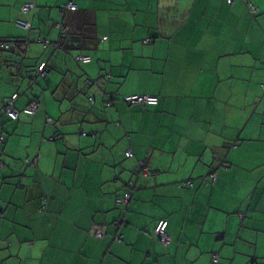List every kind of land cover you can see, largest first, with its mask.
Instances as JSON below:
<instances>
[{
    "label": "crops",
    "instance_id": "0c3cea01",
    "mask_svg": "<svg viewBox=\"0 0 264 264\" xmlns=\"http://www.w3.org/2000/svg\"><path fill=\"white\" fill-rule=\"evenodd\" d=\"M66 1L0 0V264H264V0Z\"/></svg>",
    "mask_w": 264,
    "mask_h": 264
},
{
    "label": "built area",
    "instance_id": "2783aa9c",
    "mask_svg": "<svg viewBox=\"0 0 264 264\" xmlns=\"http://www.w3.org/2000/svg\"><path fill=\"white\" fill-rule=\"evenodd\" d=\"M232 0H229L231 2ZM33 5L31 4H25L23 6V11H28ZM67 8L69 9H74L75 6L72 2H69L67 5ZM256 9V8H255ZM257 11V9H256ZM17 25L23 29H29L30 24L27 22H24L23 20H18ZM0 46L3 48H8L9 45L6 43V41H2L0 43ZM82 62L88 63L91 60L90 56H81L78 57ZM38 70L40 74L43 76L46 74L45 70V65L42 64L41 66L38 67ZM17 97V94H14L12 99L9 101L8 108H7V113L12 117V118H17L18 111L14 108L13 106V100ZM93 99V98H90ZM123 100L131 105H155L158 103V98L152 95H141V94H130L126 95L123 97ZM110 105V104H109ZM38 108V105L36 102H33L31 107L26 109L25 112L27 113H33L36 109ZM131 152H127V156H131ZM144 170L147 172L148 168H144ZM211 178H215V174H211ZM130 195L126 194L123 199H119V202H125L127 199H129ZM167 227H168V220L167 219H160L155 227L154 233L157 236L158 239H160L164 243L170 242V236L167 232Z\"/></svg>",
    "mask_w": 264,
    "mask_h": 264
},
{
    "label": "trees",
    "instance_id": "16d2710c",
    "mask_svg": "<svg viewBox=\"0 0 264 264\" xmlns=\"http://www.w3.org/2000/svg\"><path fill=\"white\" fill-rule=\"evenodd\" d=\"M71 1H73L74 2V0H71ZM67 2V1H66ZM28 4V3H27ZM74 4H75V8L74 9H66V8H64V9H62V12H63V14L64 13H66L67 11H75V10H77L78 9V5L74 2ZM65 5V4H64ZM63 5V6H64ZM35 5H33L32 7H34ZM63 6H62V8H63ZM31 7V8H32ZM23 8V7H22ZM30 8V9H31ZM29 9V10H30ZM23 10V9H22ZM28 10V11H29ZM25 12H27V11H25ZM18 20H23V19H18ZM18 20H16V25H17V22H18ZM24 22H28L29 24H30V28L29 29H24V30H30L31 29V27H32V24H31V22L30 21H28V20H23ZM18 26V25H17ZM19 27V26H18ZM59 27L61 28V30L63 31V32H65V31H67L66 29H68V26L67 25H65V24H62V23H60L59 24ZM21 28V27H20ZM23 29V28H22ZM2 41H6V43L9 45V47L8 48H3V47H1L0 46V49H2V50H6V51H11V50H14V49H16L17 47H20L22 44H24V43H27L28 41H25V40H23V41H20V40H18V39H0V43L2 42ZM38 42L45 48V49H48L49 47H51L52 45H54V43H52L49 39H46V38H43V37H39V39H38ZM147 42V41H146ZM81 56H90V55H78V56H76V60L78 59V57H81ZM91 57V56H90ZM92 60H93V58L91 57V60H90V62H92ZM90 62H88V63H90ZM80 63H84V62H82L81 60H80ZM42 64H44L45 65V70L47 71V69H48V63H47V61H45V60H43V61H40V62H38V64H37V72H38V75L39 76H43L42 74H40V72H39V70H38V67L39 66H41ZM46 75V74H45ZM44 75V76H45ZM43 76V77H44ZM106 77L107 78H109L110 76L109 75H106ZM90 83L91 84H96V85H99V83H100V80L99 79H95V80H90ZM15 94H17V97L13 100V106H14V102L16 101V99L18 98V96H19V93H15ZM126 96V95H125ZM152 96H155V97H157L158 98V103H159V97L157 96V95H152ZM13 97V96H12ZM12 97H11V99H12ZM90 98H93V97H90ZM89 98V99H90ZM90 100H94V99H90ZM34 101V100H33ZM33 101L31 102V104L29 105V106H27L26 108H24L23 110H21V111H19L17 108H15V106H14V108L18 111V115H17V118H18V116H19V114H20V112H23V113H25V114H28V115H33L34 113H35V111L37 110H35L33 113H27V112H25V110L26 109H28V108H30L31 107V105H32V103H33ZM122 101L123 102H125L124 100H123V98H122ZM126 104H128V105H131V104H129V103H127V102H125ZM158 103L157 104H155V105H158ZM112 104L111 103V101H108L107 102V105L108 106H110V105ZM131 106H141V105H131ZM143 106H154V105H143ZM142 106V107H143ZM3 111L4 112H6V110H5V108H3ZM7 113V112H6ZM8 114V113H7ZM8 116H10L9 114H8ZM11 117V116H10ZM12 118V117H11ZM17 118H15V119H17ZM12 119H14V118H12ZM4 136L3 135H0V144H2L3 142H4ZM143 167L144 168H148V167H145L144 165H143ZM126 195V194H125ZM125 195L123 196V198L125 197ZM123 198H119V199H123ZM119 199H117V202L118 203H123V202H119Z\"/></svg>",
    "mask_w": 264,
    "mask_h": 264
},
{
    "label": "rangeland",
    "instance_id": "374dc122",
    "mask_svg": "<svg viewBox=\"0 0 264 264\" xmlns=\"http://www.w3.org/2000/svg\"><path fill=\"white\" fill-rule=\"evenodd\" d=\"M252 9L255 12L257 8L255 9V6L253 5L252 6ZM64 73L68 76V73L66 71ZM58 75H59V79H58V83L59 84L67 83V81L65 80L66 77H67L66 75L62 76V79H60V76L62 75V72H59ZM41 81L43 83L46 82V80H44V81L43 80H40V82ZM47 81H49V80H47ZM40 82H38L37 84L32 83L31 86L34 84L33 87H36V86H38L40 84ZM40 86H41V84H40ZM41 87H40V90L41 91H43V89L44 90H47V91L49 90V88H46L44 86L42 88ZM80 88L82 90L85 87H83V85H80ZM88 89L91 90L90 88H88ZM19 90H21V89H19ZM56 90H58V91H53L52 93L56 96V98L60 99L64 103L65 106H67L70 103V101L73 100L72 97H71V93H69V89L66 88L65 86H61L59 89H56ZM88 94H89L88 91H82L81 92V95H83V96H87ZM63 108H65V107H63Z\"/></svg>",
    "mask_w": 264,
    "mask_h": 264
},
{
    "label": "bare ground",
    "instance_id": "6f19581e",
    "mask_svg": "<svg viewBox=\"0 0 264 264\" xmlns=\"http://www.w3.org/2000/svg\"><path fill=\"white\" fill-rule=\"evenodd\" d=\"M69 2H72V3L74 4L73 1L69 0L68 2L65 3V5L63 6L62 9H64V8L69 9V8H67V5H68ZM28 4L34 5L33 3H28ZM74 6H75V4H74ZM76 61H77L78 63H80V59H77ZM10 100H11V99H10ZM10 100H9V101H10ZM9 101H8L7 105L4 107L6 111H7V108H8ZM33 102H36V101L34 100ZM36 104L39 106V103L36 102Z\"/></svg>",
    "mask_w": 264,
    "mask_h": 264
}]
</instances>
